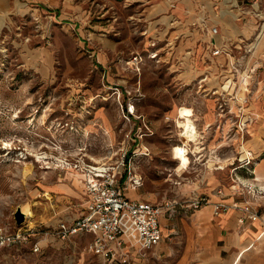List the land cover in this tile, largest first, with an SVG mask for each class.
<instances>
[{
  "label": "rangeland",
  "instance_id": "1",
  "mask_svg": "<svg viewBox=\"0 0 264 264\" xmlns=\"http://www.w3.org/2000/svg\"><path fill=\"white\" fill-rule=\"evenodd\" d=\"M150 2L19 0L14 10L0 14V224L18 226L13 212L24 202H34L35 213L19 224L22 227L75 216L84 204L86 176L75 163L111 166L123 161L140 175L138 191L144 198L173 203L162 208V232L183 229L197 179L207 172L217 174L216 158L209 156L214 146L200 142L202 126L195 123L213 105L226 136L235 138L233 146V141L228 143L230 158L220 162L224 169L246 152L253 155L248 140L257 126L262 148L253 158L264 159V114L254 109L257 102L264 110V93H234L224 75L226 91L218 96L208 92L218 79L199 81L206 64V36L198 19L192 15L187 23L171 27L152 24ZM236 94L245 96L241 110L253 118L241 136ZM218 97L230 107L224 108L222 118L216 114ZM181 106L191 108L195 119L191 137L178 124ZM174 145L189 151L185 169L172 157ZM26 164L31 166L29 176L22 175ZM54 184L72 191H49ZM44 191L50 198H43ZM174 240L175 235L165 237ZM87 244L88 238L60 243V264H99ZM151 249L144 255L135 251L149 261L168 264V252L155 257L148 254Z\"/></svg>",
  "mask_w": 264,
  "mask_h": 264
},
{
  "label": "crops",
  "instance_id": "2",
  "mask_svg": "<svg viewBox=\"0 0 264 264\" xmlns=\"http://www.w3.org/2000/svg\"><path fill=\"white\" fill-rule=\"evenodd\" d=\"M222 1L151 0L148 4V11L152 15V24L167 27H171L168 26L171 24H185L193 17L192 15L196 16L198 24L200 17L206 14L208 20L218 26L219 32L215 37L216 42H220L222 39L232 40L238 36L249 37L256 28L255 20L248 18L244 23H241L228 14L215 16V10L222 5ZM18 2L19 0H0V14L14 10V8L18 7ZM219 58L220 61H224L223 57L220 56ZM255 59H257V63L260 66L250 82V92L252 94L264 93V37H262L257 46ZM207 65L204 66V69L208 68ZM208 69L212 74L216 72V67L210 66ZM226 75L227 73L224 74V77ZM208 81L210 82V80ZM213 106L203 110L200 120H196L197 122L195 123L197 126H202L198 134L200 142H204L203 144L207 147L209 145L211 147L214 146L209 152L214 154L209 156L210 158L215 157V164L220 166H213V170H217V174L207 172L197 179L198 189L197 191H192L190 198L203 194L208 196L210 201H224L229 204L236 200L241 202V200L248 198V195L244 188L238 185L235 176L239 177L244 183L252 182L253 180H264V159L255 160L249 166L251 169L249 176L243 169L237 171L230 170L231 167H228L227 171L224 169L225 164H220V162L230 158L231 154L228 153L227 147H230L228 143L231 141H233L231 145L233 146L235 138L232 140V138L228 137L229 135L226 136L224 123L220 122L214 112H212V109L214 110ZM254 109L258 114H264V110H260L257 102H255ZM254 129L255 135H252L253 137L248 140V149L253 154L252 156L256 157L262 148L261 138L259 137L261 126L254 127ZM232 155L234 156L233 152ZM126 170V167H123L122 171H120L119 178H117L118 184L122 185L125 183L127 178ZM131 173L133 172L131 171ZM141 184L125 188V196L131 199L150 201L138 191ZM48 189L49 191H63L64 193L72 191L66 185H61L59 188L58 184H54ZM84 195L86 198L85 193ZM258 199L252 202L253 208L257 210L261 209L259 205L264 204V197ZM84 205L85 200L75 216L59 218L56 222L59 220L70 222L76 219L83 213ZM242 214V210L238 207H229L225 212L215 214L211 204L191 209L188 221L185 222L183 229H171L167 234H164L161 227L162 238L152 247L148 254L150 255L151 253L153 256L159 257L162 253L168 252L171 255L168 264H264V232H261L260 221L259 219H253L240 223L238 218ZM56 222L44 225H54ZM159 223L161 226L160 216ZM171 235H175V240L165 241V237L170 238ZM75 238H88L89 242L91 234L79 232L67 239H40L39 251L37 252L31 251L30 244L2 247L0 248V264H60V243H67ZM148 258L147 256L139 257L134 249H130L128 260L121 264H159V262L154 260L149 261ZM97 259L99 264H102L98 256ZM79 264H81V261Z\"/></svg>",
  "mask_w": 264,
  "mask_h": 264
},
{
  "label": "built area",
  "instance_id": "3",
  "mask_svg": "<svg viewBox=\"0 0 264 264\" xmlns=\"http://www.w3.org/2000/svg\"><path fill=\"white\" fill-rule=\"evenodd\" d=\"M223 14H228L241 23H244L248 18H253L256 28L247 38L238 36L232 40L222 39L220 42H216L215 37L219 32L218 26L210 22L206 14L200 17L198 24L206 36L203 41L206 56L204 58L205 65L208 64L209 68V62H213L216 72L214 75L208 68L204 69L199 81L208 82L212 75L218 78L217 85L210 87L208 91L218 96L219 92L226 91L223 88L221 76L227 73L225 77L227 86L230 83L233 84L234 93L240 92V89L249 93L250 82L260 66L255 59V52L260 40L264 37V0H223L222 5L215 10L214 15ZM220 56L223 57L224 61H220ZM245 78H250L247 83L244 82ZM239 83L245 87H240ZM234 99L237 106L236 117L240 116L236 123L237 134L241 136L243 128L246 124H250L253 118L248 114H243V110H241L245 96L241 98L240 95L236 94ZM239 99L241 101H238ZM224 102V97L217 100L219 112L216 114L221 118L224 115V108H230ZM243 117H246L244 122H242ZM219 121L224 122L221 119ZM233 123L235 124L234 121ZM253 163V156L246 152L243 157L236 159L231 170L237 171L243 168L249 176L251 174L249 166ZM119 165L125 167L123 161L118 165L111 166L82 165L76 162L75 167L86 172L83 179L86 194L83 213L70 222L59 220L54 225L36 224L28 227H12L0 224V248L30 244L31 251L37 252L39 251L40 239H67L73 234L84 232L91 234V239L87 244L88 251L98 256L102 264L126 262L130 249L144 255L145 250L152 248L161 240L159 216L163 206H172L173 203L165 201L158 204L126 197L124 189L140 185L141 177L131 173L130 168L126 167V181L122 185L118 184ZM235 179L238 185L247 192L248 198L241 200V202L236 200L229 204L224 201H210L208 196L201 194L191 197L186 207L195 209L205 204H211L215 214L225 212L229 207H238L243 213L238 218L240 223L245 220L259 219L261 232H264V204L259 205L261 207L259 210L252 206L253 201L264 197V180L244 183L237 176Z\"/></svg>",
  "mask_w": 264,
  "mask_h": 264
},
{
  "label": "bare ground",
  "instance_id": "4",
  "mask_svg": "<svg viewBox=\"0 0 264 264\" xmlns=\"http://www.w3.org/2000/svg\"><path fill=\"white\" fill-rule=\"evenodd\" d=\"M179 112H180V115L183 117V119L178 121L179 126L182 127V133L185 134L186 136H189V137L193 136L196 129H195V124L193 122V119L191 118L192 114H191L190 109H188L187 107L181 106L179 108ZM188 152H189L188 149L182 145H174L172 147V157L177 161L179 167H181L182 169H185L188 166V164L190 163ZM43 157H41V158H43ZM44 167L48 168L49 166H44ZM31 174H32V171H31L30 164L24 165L22 167V175L23 176H27V175L29 176ZM57 181H60V179H58ZM42 195H43L44 199L50 198L49 192H47V191H44L42 193ZM33 203L34 202H24V203H21L18 205V208L24 214V221L25 222H29V219L35 213V212L33 213V210L31 207V205H33ZM38 206H39V204H38Z\"/></svg>",
  "mask_w": 264,
  "mask_h": 264
},
{
  "label": "water",
  "instance_id": "5",
  "mask_svg": "<svg viewBox=\"0 0 264 264\" xmlns=\"http://www.w3.org/2000/svg\"><path fill=\"white\" fill-rule=\"evenodd\" d=\"M13 218L18 226L24 221V214L20 211L18 207H16L13 212Z\"/></svg>",
  "mask_w": 264,
  "mask_h": 264
}]
</instances>
